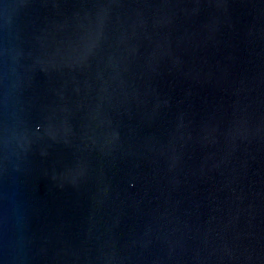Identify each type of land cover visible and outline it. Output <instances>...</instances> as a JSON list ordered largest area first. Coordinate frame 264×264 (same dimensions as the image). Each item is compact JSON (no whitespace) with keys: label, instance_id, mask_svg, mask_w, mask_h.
Segmentation results:
<instances>
[{"label":"water","instance_id":"water-1","mask_svg":"<svg viewBox=\"0 0 264 264\" xmlns=\"http://www.w3.org/2000/svg\"><path fill=\"white\" fill-rule=\"evenodd\" d=\"M0 264H264V0H0Z\"/></svg>","mask_w":264,"mask_h":264}]
</instances>
